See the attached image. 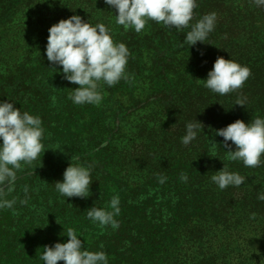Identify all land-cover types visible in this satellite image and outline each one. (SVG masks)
Segmentation results:
<instances>
[{"label": "trees", "instance_id": "1", "mask_svg": "<svg viewBox=\"0 0 264 264\" xmlns=\"http://www.w3.org/2000/svg\"><path fill=\"white\" fill-rule=\"evenodd\" d=\"M68 12L104 24L129 49L126 78L111 87L101 82L98 105L73 104L68 97L78 85L45 56L48 28ZM212 12L214 30L189 47L190 29L155 21L140 33L124 29L103 0H0V101L41 118L45 150L41 160L21 162L6 190L16 204L0 210V264H43V247L66 242L69 228L109 264H264V201L257 198L264 156L260 166L246 167L228 158L215 135L237 119L264 118V7L197 0L195 19ZM218 56L250 69L241 89L219 95L203 86ZM241 98L244 106L235 105ZM195 119L202 131L185 146V125ZM132 160L141 168L126 171ZM70 161L91 165L85 198L55 190ZM223 166L245 182L221 190L211 176ZM113 195L121 208L115 230L86 213L106 208Z\"/></svg>", "mask_w": 264, "mask_h": 264}, {"label": "clouds", "instance_id": "2", "mask_svg": "<svg viewBox=\"0 0 264 264\" xmlns=\"http://www.w3.org/2000/svg\"><path fill=\"white\" fill-rule=\"evenodd\" d=\"M110 8L115 9V22L124 29H133L140 33L149 21L162 23L169 28L190 29L186 33L188 46L197 42L204 43L216 24V13H207L199 19L194 18L197 0H103ZM257 7H264V0H251ZM45 56L51 65L62 66L63 78L78 85L72 89L69 99L75 105H98L103 97L99 89L101 82L109 87L126 78V65L130 55L129 49L122 42H114L110 29L102 23L95 25L82 20L79 15L61 19L48 28ZM203 55V53H201ZM54 68V67H51ZM55 69V68H54ZM251 75L247 66L238 62L217 57L203 79V86L211 92L226 95L241 89ZM15 103L0 101V210L11 209L16 199H5L6 190H10L17 179L16 172L21 162L31 164L40 157L44 150L42 143L44 128L39 116L21 111ZM235 105L244 106V99H238ZM203 125L195 119L185 125V135L181 143L189 145L202 131ZM216 136L223 137L224 146L230 150L228 158L239 160L244 166L255 168L261 165L264 156V118L256 117L245 123L237 119L226 127L215 131ZM232 142L235 146L231 150ZM186 182L188 177L180 175ZM163 184L164 176L157 177ZM211 180L221 190L228 186L238 187L246 180L239 173L230 172L226 166L216 171ZM91 165L72 163L62 173V180L54 182L55 190L63 197L89 196L92 183ZM27 194V186L24 189ZM257 198L264 201V193ZM20 203H25L21 200ZM121 211L119 195H113L106 208L91 206L86 210L87 218L100 226L119 228L115 217ZM66 242H57L52 246L45 245L40 254L43 264H109L104 251H89L85 242L76 231L67 229ZM103 247L102 245L100 246Z\"/></svg>", "mask_w": 264, "mask_h": 264}, {"label": "rangeland", "instance_id": "3", "mask_svg": "<svg viewBox=\"0 0 264 264\" xmlns=\"http://www.w3.org/2000/svg\"><path fill=\"white\" fill-rule=\"evenodd\" d=\"M72 15H79L80 17H83L81 15V12L80 13L79 12H68V13L62 14L61 16L56 17L54 23L58 22L61 19H67V18H69ZM46 19L49 20V16H47ZM51 24H53V23H51ZM136 168L137 169L138 168H141V165L138 164V163L133 162V160H132V162L130 163V165H128L126 167V171L128 170L129 172H133Z\"/></svg>", "mask_w": 264, "mask_h": 264}]
</instances>
